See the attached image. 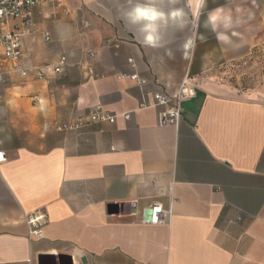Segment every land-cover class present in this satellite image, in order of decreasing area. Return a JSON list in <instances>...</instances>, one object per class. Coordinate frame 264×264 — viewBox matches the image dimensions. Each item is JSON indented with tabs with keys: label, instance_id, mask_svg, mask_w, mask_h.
<instances>
[{
	"label": "crops",
	"instance_id": "crops-1",
	"mask_svg": "<svg viewBox=\"0 0 264 264\" xmlns=\"http://www.w3.org/2000/svg\"><path fill=\"white\" fill-rule=\"evenodd\" d=\"M123 2L43 3L23 39L28 73L0 62V264H264V97L201 81L233 49L203 27L187 55L188 30L142 46L118 18ZM237 2L264 14V0ZM187 73L197 94L178 126L159 125L161 107L143 100L175 93ZM97 105L116 121L57 129ZM155 202L171 215L142 220ZM38 209L49 221L30 237Z\"/></svg>",
	"mask_w": 264,
	"mask_h": 264
},
{
	"label": "built area",
	"instance_id": "built-area-1",
	"mask_svg": "<svg viewBox=\"0 0 264 264\" xmlns=\"http://www.w3.org/2000/svg\"><path fill=\"white\" fill-rule=\"evenodd\" d=\"M49 1L52 0H0V62L6 63L10 71L20 70L22 74L28 73V70L22 68L20 63L24 54L23 39L26 35L38 32V28L34 22L35 9L39 5ZM42 34L46 41L51 40L52 36L49 31H42ZM129 62L134 64L133 58H130ZM64 63L65 57L62 58L61 64L55 68V71L61 72ZM87 71L91 75H96L92 67H88ZM129 76L137 80V83L144 92L143 87L147 83V80L141 78L137 73H132ZM198 86L199 81L187 73L175 93L172 94L165 90L156 91L154 93V101L150 103L143 100L141 106L161 107L158 113L159 125L178 126L183 117L182 101L185 98L195 96ZM124 116L125 118H129L130 114L125 113ZM116 118V114H111L102 105H97L90 108L86 113L79 115L76 119L58 125L57 129L60 131L81 129L92 123H113L116 121ZM3 160H5V152L0 151V161ZM170 215V209H164L161 203L155 202L144 210L142 220L157 224L163 222ZM48 221V214L42 209L29 213L27 215V222L30 237H42Z\"/></svg>",
	"mask_w": 264,
	"mask_h": 264
},
{
	"label": "clouds",
	"instance_id": "clouds-1",
	"mask_svg": "<svg viewBox=\"0 0 264 264\" xmlns=\"http://www.w3.org/2000/svg\"><path fill=\"white\" fill-rule=\"evenodd\" d=\"M209 0H124L117 8L118 18L130 30L138 27V42L145 48L160 49L167 43L165 36L171 27L174 32L188 30L180 45L185 55L191 51L202 35L200 28L214 34L221 46L239 48L243 46V35L239 31L253 13L237 0H225L224 4L208 9ZM205 18L203 21L201 17ZM136 37V32L132 33Z\"/></svg>",
	"mask_w": 264,
	"mask_h": 264
},
{
	"label": "rangeland",
	"instance_id": "rangeland-1",
	"mask_svg": "<svg viewBox=\"0 0 264 264\" xmlns=\"http://www.w3.org/2000/svg\"><path fill=\"white\" fill-rule=\"evenodd\" d=\"M242 5L251 10L254 18L239 29L244 38L242 48L231 50L229 47L227 57L212 62L201 81L222 86L236 94L264 97V14L258 20L257 6ZM261 12L264 13V7Z\"/></svg>",
	"mask_w": 264,
	"mask_h": 264
},
{
	"label": "water",
	"instance_id": "water-1",
	"mask_svg": "<svg viewBox=\"0 0 264 264\" xmlns=\"http://www.w3.org/2000/svg\"><path fill=\"white\" fill-rule=\"evenodd\" d=\"M63 257H67V255H65V254H60V255H59V258H60V259H62ZM68 257L70 258V264H72V258H71V256L68 255Z\"/></svg>",
	"mask_w": 264,
	"mask_h": 264
}]
</instances>
